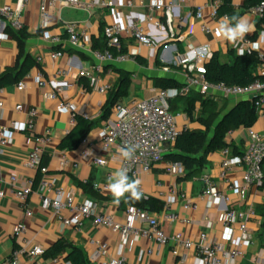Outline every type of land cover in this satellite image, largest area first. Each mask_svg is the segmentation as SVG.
<instances>
[{"label": "crops", "instance_id": "crops-1", "mask_svg": "<svg viewBox=\"0 0 264 264\" xmlns=\"http://www.w3.org/2000/svg\"><path fill=\"white\" fill-rule=\"evenodd\" d=\"M60 1L61 3H57L50 19V32L63 40V43L58 45L60 50H56L58 46L45 40L40 30L41 8L45 0H31L30 5L23 12V22L28 38L22 45L13 35L0 33V77L8 69H16V75H18L23 71L27 61H29L28 66H31L19 82L25 85L24 90H18L19 83L0 88V103L3 104L0 109V129L9 127L12 122L26 121L25 115L15 111V107L18 105L38 110L35 124L36 135H31L26 131H13L12 141L0 152V191L5 192L4 199L0 200V264H10L13 253L20 247L19 241L14 237V228L20 221L26 224L28 237L33 241V244L42 246L46 251L50 250L58 241L65 240L71 246L82 249L89 258L94 251L92 242L95 241L108 243L111 246L113 257L123 254L130 264L196 263V251H187L175 245L161 248L156 243L144 240L133 243L126 249L117 235L90 221L86 222L84 228L80 230L63 228L51 212L41 210V200L38 194H34L29 201V207L34 216L32 218L24 217L23 209L15 194L26 179L34 176L32 171L25 168V163L30 152L37 145L38 137L46 130H51L52 142L47 147L43 160L44 165L49 169L48 176L51 181L59 188L74 190L78 203L94 200L100 203L103 212L115 215L117 222L124 223V213L128 207L124 204L125 199H122L117 205L113 203L110 191L97 192L91 186L96 183L109 184L113 173L121 169L123 159L118 149H114L111 154L102 153V130L108 123L115 120L116 115L112 108L109 116L103 118L104 110L110 106L109 96L95 92L90 82L83 77V73L90 70L95 64L91 55L93 45L96 43L102 45L106 42L104 31L106 27L115 22H120L126 28L142 26L153 38V48H141L140 56L135 62L109 65L100 74L102 83H109L114 87L119 79L116 69L132 73L129 98L123 100V102H131L152 97L160 89L155 87V79H172L182 84L184 71L180 68V63L186 58L195 59L198 50L202 47L209 48L210 59L214 54H219L223 64L232 61L230 53L240 55V48L244 49V54L248 49L258 55L264 54V43H261L258 49L252 48V42L257 41L259 34L264 32V19L257 18L249 11H245L246 0H233L236 11L243 13L242 17H246L255 28V31L245 37L244 42H240L229 41L222 34H218V22L221 17L219 20H215L210 7L204 10L202 20L196 19L197 8L204 6L209 0H195L187 4L180 0H158L164 5V11L156 14L157 20L165 28L163 31L158 30L151 23L143 22L144 17L148 14V9L141 6L140 0H122L115 8L96 6L90 12L65 6L62 4L63 0ZM100 1L109 2L110 0ZM0 5L13 6L6 0H2ZM171 6L174 7V10L172 23L169 26L166 9ZM67 24H77L80 31L89 35L90 45L85 50L69 47L65 35V25ZM203 26L209 28L210 32H205ZM246 41L249 42V45ZM122 44L123 49L128 51V48L135 43L133 40L125 38ZM54 51H62L63 57L54 61L51 58ZM40 58L42 61H39ZM61 70L68 71L69 76L65 79L61 78V81L66 82L67 85L60 99L72 104L75 108L74 113L86 115L87 119L95 123L88 137L89 148L94 155H102L107 158L108 165L105 168L96 167L91 160L81 157L82 150L86 148L84 145H81L76 151L62 152L58 150L60 142L74 127V113L58 111V101L49 99V95L54 92L51 81ZM259 74L264 76V73ZM41 83L44 85L40 86ZM210 99L215 100L219 108L226 106L228 109H231L239 101L247 100ZM219 100L222 101V105ZM196 107L193 119L181 110L180 112L186 117L181 118L179 123L182 125L188 121L190 130H203L200 123L196 121L201 109L200 103H197ZM194 120L195 123H193ZM253 130L261 134L264 133V109ZM249 141L247 129H241L227 136V142L233 143L239 153L245 151ZM172 152L173 146L168 148L165 156ZM64 157L69 162L67 170L61 168ZM222 159L220 150L210 154L207 159L208 166L203 175L210 176L225 192L227 188L218 178ZM74 166H78V168L75 169ZM12 176H17L20 179V185L14 186L11 183ZM240 176L241 171H236L231 178L241 181ZM184 178L176 180L171 178L166 172V163L161 162L154 167L149 175H141L137 180L141 186L143 197L155 198L166 204L170 203L169 210L180 217L176 224L164 225L170 235L182 233L186 239L198 241L200 235L206 230V221L203 218L208 217L210 221L215 222V232H212L211 236L212 238L217 237L222 231V226L216 223L218 213L231 205L223 203L221 206H216L209 200H202L204 184L201 179L185 180ZM85 182H89L90 185H85ZM158 183L164 184V187H159ZM173 190H176L177 196L173 195ZM230 197L234 203L238 202V197L232 195ZM186 203L197 204L199 210H185L184 204ZM249 203L254 205L257 212L256 218L249 224L256 243L248 250L247 256L239 264H255L258 254L264 249V189H251ZM185 220L192 223H186ZM19 264L70 263L63 255L56 261L46 258L34 261L29 257H22Z\"/></svg>", "mask_w": 264, "mask_h": 264}, {"label": "built area", "instance_id": "built-area-1", "mask_svg": "<svg viewBox=\"0 0 264 264\" xmlns=\"http://www.w3.org/2000/svg\"><path fill=\"white\" fill-rule=\"evenodd\" d=\"M6 1L11 2L13 6L0 5V33H7L9 29L15 32L25 29L23 12L30 5L31 0ZM121 1L63 0L62 4L90 12L96 6L115 8ZM180 1L187 4L195 0ZM59 2L61 3L60 0H45L41 8L40 30L45 40L54 46L63 43L60 37L54 36L50 32V19ZM140 4L148 9V14L144 17L143 22L151 23L158 30L163 31L164 26L156 18L157 13L164 11L163 3L158 0H140ZM221 4V0H209L207 4L197 8L196 19L202 20L204 10L210 7L213 10L212 17L219 20L218 8ZM173 10V6L166 9L169 26L172 23ZM249 12L257 18L264 19V0L251 8ZM203 30L207 33L210 32L206 26H203ZM65 35L69 47L73 49L85 50L90 45L89 35L80 31L77 24L65 25ZM104 36L109 47H116L119 50L123 49L122 42L125 38H129L135 43L124 54H115L109 49L94 50L91 48V55L95 64L90 70L83 73V77L90 82L95 92L109 96L114 87L109 83H102L100 74L109 65L135 62L140 56V49H152L154 42L142 26L126 28L120 22H115L106 27ZM246 43L249 45L248 41ZM251 52L248 49L247 53ZM62 57V51H54L51 54L54 61ZM261 57H264V54L259 55L262 64L258 68V72L264 73V59ZM209 59V48L202 47L198 50L195 59L186 58L180 63V68L184 71V82L181 88L159 89L150 98L131 102L121 101L113 107L116 118L102 130V153L111 154L114 149L120 151L125 147L134 148L135 152L132 158H123L121 161V169H127L130 179L137 180L141 175H149L157 164L165 161L164 157L168 148L172 147L181 135L190 131L188 121L182 125L179 123L181 118L186 117L185 114L172 112L171 103L177 98L199 93L207 98L247 99L254 103L257 110L262 111L264 109V79L256 80L246 87L209 82L205 77V65ZM39 61H42V58ZM68 76L69 72L66 70L57 73L55 79L51 81L54 92L49 95V99L58 101V111L74 113V106L60 99L67 85L66 82L61 81V78L65 79ZM43 85L40 84V86ZM24 88L23 83L18 84L19 91L24 90ZM170 90L174 91V95H169ZM2 107L3 104L0 103V109ZM15 111L25 115L26 121L22 123L12 122L9 127L0 129V152L12 141L13 131H26L31 135H36L35 124L38 110L18 105L15 107ZM83 116L87 118L86 115ZM248 134L250 141L241 154L235 155L231 148L221 150L223 159L218 178L227 188L225 192L210 176L203 175L200 178L204 184L202 200H209L216 206H221L223 203L231 205V207L222 209L218 213L216 223L222 226V231L215 238L211 236V233L215 232V222L210 221L208 217L203 218L206 221V230L200 235L198 241L186 239L182 233L170 235L164 225L172 226L180 220L178 215L169 210L170 203H165V209L160 214L139 207L128 206L124 213V223L117 222L115 215L103 212L100 203L94 200L78 203L76 192L57 187L48 176V167L43 164L45 151L53 138L51 130H46L38 137L37 145L30 152L25 163V168L32 171L34 176L22 183L15 196L23 209L24 217L32 218L34 216L29 207V201L34 194H38L41 200V210L51 212L63 228L80 230L84 228L86 222L90 221L117 235L126 249L133 243L145 240L156 243L161 248L175 245L187 251H196L197 260L194 264H239L247 256L248 250L254 247L256 243L249 226L250 222L257 216L254 205L249 203L250 190L264 189V133L261 134L250 129ZM82 145L86 146L81 152L83 159L91 160L96 167H107V158L102 155H94L89 148L88 138L83 141ZM68 167L69 162L64 157L61 168L67 170ZM74 168L77 169L78 166H74ZM236 171H241V181L231 178ZM166 172L175 180L183 179L187 175L185 165L175 161L166 162ZM11 183L18 186L20 179L17 176H12ZM84 184L90 185L89 182ZM108 185L96 183L91 186L97 192H107L110 191ZM158 186L164 187V184L158 183ZM138 188L141 191L140 185ZM172 193L175 196L178 194L176 190H173ZM231 195L238 197L237 203L232 201ZM4 197L5 192L0 191V200ZM184 209L198 211L199 206L186 203ZM184 222L192 223L188 220ZM14 237L19 241L20 247L13 253L10 264H19L22 257H29L34 261L45 259L46 249L33 244V241L28 237V228L23 221L15 226ZM92 245L94 251L88 258L90 264H130L123 254L113 257L111 246L108 243L93 241ZM52 260L56 261V259ZM255 264H264V249L258 254Z\"/></svg>", "mask_w": 264, "mask_h": 264}, {"label": "trees", "instance_id": "trees-1", "mask_svg": "<svg viewBox=\"0 0 264 264\" xmlns=\"http://www.w3.org/2000/svg\"><path fill=\"white\" fill-rule=\"evenodd\" d=\"M221 1L222 4L218 8L220 17L225 15L229 17L233 15L242 17L243 13H238L233 6V0ZM261 1L246 0L244 4L245 11H249ZM7 33L13 35L20 45L28 38L26 29L19 32L9 29ZM60 49L59 46L56 48V50ZM93 49H109L115 54L127 53L125 49L119 50L116 47H109L106 42L102 45L98 43L94 44ZM230 55L232 57L230 63L223 64L219 54H214L206 63L205 77L209 82L215 84L224 83L228 86L246 87L256 80L264 79V76L258 72V68L262 63L257 53H246L243 56L230 53ZM28 62L24 66L23 71L18 75H16V69L6 70L0 77V88L19 83L22 76L31 68V66H28ZM116 72L119 74V79L109 95L110 106L104 110L103 118L109 116L115 104L129 98L133 74L118 69H116ZM154 85L160 89H179L182 87L180 82L172 79H155ZM197 103L201 105L197 121L203 127V130H190L181 135L173 145V152L164 157L167 161L181 162L185 165L187 171L185 180L201 178L204 170L208 166V156L216 151L231 148L235 155L241 154L233 143L227 142V136L241 129H253L261 115V111L257 110L254 103L250 100L239 101L231 109H228L226 106L219 108L215 100L197 93H193L188 97L177 98L171 103V109L173 113H178L182 110L193 119L194 113L197 110ZM73 119L74 127L60 142L58 146L59 151L78 150L83 141L89 137L95 125L93 121L77 113ZM124 204L139 207L154 213H160L165 209V203L163 201L143 196L136 201L125 200ZM68 249H70V252H68ZM63 255H65L66 261L70 264H90L82 249L71 246L65 240L58 241L46 252L45 258L57 259Z\"/></svg>", "mask_w": 264, "mask_h": 264}, {"label": "clouds", "instance_id": "clouds-1", "mask_svg": "<svg viewBox=\"0 0 264 264\" xmlns=\"http://www.w3.org/2000/svg\"><path fill=\"white\" fill-rule=\"evenodd\" d=\"M219 33L229 41L244 42L245 37L255 31L254 25L249 22L246 17H239L233 15L231 17L225 15L221 17L218 22ZM264 43V32L259 34L258 40L252 42V48L258 49L260 44ZM239 54L244 55V49H239ZM264 59V57H261ZM169 95H174V91L170 90ZM135 152L134 148L125 147L120 150V155L125 159L132 158ZM139 181L130 180L127 169H118L110 177V183L108 185L111 195L113 197V203L119 204L122 199L125 200H139L143 193L138 188ZM90 203V202H89Z\"/></svg>", "mask_w": 264, "mask_h": 264}, {"label": "rangeland", "instance_id": "rangeland-1", "mask_svg": "<svg viewBox=\"0 0 264 264\" xmlns=\"http://www.w3.org/2000/svg\"><path fill=\"white\" fill-rule=\"evenodd\" d=\"M219 102L222 105V101L219 100ZM196 121H197V119H196ZM193 123H195V120L193 121ZM163 163H166V162L164 161Z\"/></svg>", "mask_w": 264, "mask_h": 264}, {"label": "water", "instance_id": "water-1", "mask_svg": "<svg viewBox=\"0 0 264 264\" xmlns=\"http://www.w3.org/2000/svg\"><path fill=\"white\" fill-rule=\"evenodd\" d=\"M229 112H230V111H229ZM229 112H228V113H229ZM224 116H226V115H224ZM223 118H224V117H223Z\"/></svg>", "mask_w": 264, "mask_h": 264}]
</instances>
